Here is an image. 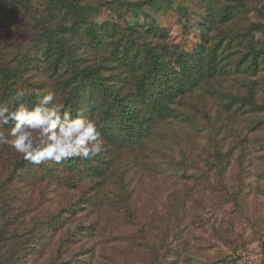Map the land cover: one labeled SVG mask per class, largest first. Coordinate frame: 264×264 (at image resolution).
I'll return each instance as SVG.
<instances>
[{"label": "rangeland", "instance_id": "374dc122", "mask_svg": "<svg viewBox=\"0 0 264 264\" xmlns=\"http://www.w3.org/2000/svg\"><path fill=\"white\" fill-rule=\"evenodd\" d=\"M141 1L79 0L97 11L84 12V40L72 51V64L76 72L97 70L99 81L83 85L78 112L65 108L102 126L105 151L36 165L0 144V264H157L162 256L174 257L171 264H264V110L238 104L227 111L230 97L264 106V0H240L244 7L239 0L131 6ZM12 8V2L0 5L3 70L17 51L34 47L40 32ZM209 13L217 22L210 31L201 28ZM131 26L138 48L122 46L123 36L112 33ZM95 34L99 46L90 45ZM204 40L221 48L217 75L169 99L168 113L156 116L140 142L104 133L107 99L100 84L132 94L135 62L148 44L178 66L176 57ZM123 47L130 64L115 55ZM165 59L158 64L167 65ZM32 61L15 83L32 93L21 104L31 109L38 94L53 91L65 105L62 79L50 80L49 70ZM10 126L0 131L7 135ZM218 151L228 153L222 164Z\"/></svg>", "mask_w": 264, "mask_h": 264}, {"label": "trees", "instance_id": "16d2710c", "mask_svg": "<svg viewBox=\"0 0 264 264\" xmlns=\"http://www.w3.org/2000/svg\"><path fill=\"white\" fill-rule=\"evenodd\" d=\"M158 1L145 0L133 3L131 6L138 11L145 6H154ZM10 2L13 5L12 15L16 16L19 12H22L23 16L31 23V26L40 29V32L33 42L34 47L29 48L24 54L23 50L17 51L12 58V66L7 69L3 70L0 67V104L7 103L12 106L11 108H17L21 102L28 99L30 95L14 104L12 98L18 91V86L15 83L19 81V74L29 70L34 57L37 63L45 66V72L49 70L48 78L50 80L55 81L58 77L62 79L57 83L64 92L65 106L73 113L78 112L76 99L83 85L86 82L97 84L99 81L97 70L83 69L76 72L72 64V51L84 40V25L87 23L84 12L92 9L88 6H81L79 0H0V5ZM241 6L244 7L245 5L241 2ZM92 11L96 12L97 10L94 8ZM210 14L207 15L205 23L201 24V28L209 29V31L217 24L216 19ZM135 31L134 26L125 30L112 29L113 34L123 36L122 46L132 43L131 49L140 47ZM85 32L87 33V29ZM94 44L97 46L102 44L98 34H95L94 39L90 41V45ZM149 45L146 46L144 57L137 58L135 62L138 65L136 69L138 76L136 79L134 77L130 78L132 88L136 82L132 94L125 95L122 91L121 94L116 91H108L110 90L109 86L100 84V93L104 95L105 100L107 99L103 112L104 133L110 135V138L116 141L118 139L127 140L131 141L133 145L138 141L140 142L154 125L156 116L163 117L168 113L166 102L169 99L174 98L186 89L193 91L220 71L218 68L220 63L218 54L221 48L219 46L209 48L205 40L193 52L189 54L181 53L182 55L176 57L175 63L178 64L179 71L176 70V65L172 62L171 54L159 57L158 53ZM58 47H61V53H59ZM253 53L263 57V53H257L256 49L253 50ZM115 55H120L119 58L123 63H132L129 62L133 59L126 47L118 50ZM159 58L161 60L166 58L167 65L164 67L159 65ZM104 59L107 63V57H104ZM23 65L25 66L21 71ZM253 66L255 67L254 63ZM238 104L247 105L255 111L264 110V106L256 105L252 97H230L227 111ZM140 108L151 111L154 116L142 113ZM227 155L228 153L223 154L218 151V163L222 164ZM165 258L167 260L166 264H171L170 262L174 259V257L167 259V256H162L157 264H161V261Z\"/></svg>", "mask_w": 264, "mask_h": 264}, {"label": "clouds", "instance_id": "9594fccd", "mask_svg": "<svg viewBox=\"0 0 264 264\" xmlns=\"http://www.w3.org/2000/svg\"><path fill=\"white\" fill-rule=\"evenodd\" d=\"M31 94V90L19 89L13 103ZM38 95L31 109L26 104L18 108L0 104V128L14 122L7 135L0 131V144L10 146L36 165L47 161L59 164L71 158L93 159L105 151L107 142L97 121L86 119L82 113L73 116L64 104L56 103L53 91Z\"/></svg>", "mask_w": 264, "mask_h": 264}]
</instances>
